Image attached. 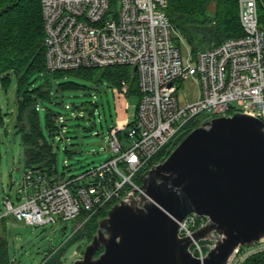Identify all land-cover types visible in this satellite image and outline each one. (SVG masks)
I'll use <instances>...</instances> for the list:
<instances>
[{
  "label": "built area",
  "instance_id": "obj_1",
  "mask_svg": "<svg viewBox=\"0 0 264 264\" xmlns=\"http://www.w3.org/2000/svg\"><path fill=\"white\" fill-rule=\"evenodd\" d=\"M41 5L49 72L136 67L141 96L134 119H120L111 128L109 148L114 155L108 161L69 179L26 169L16 200L4 198L6 215L31 226L80 218L68 242L102 210L131 194L146 195L142 175L164 161L153 163L196 119L203 123L243 112L264 121V24L259 0H239L241 37L197 55L187 45V56L176 44L187 43L168 19V0H41ZM186 80L199 85V96L181 106L179 84ZM129 92L124 83L119 97L128 98ZM207 222V217L189 214L178 223L179 236L192 241L190 251L200 259L208 249L195 233ZM259 253H264V241L239 249L231 264H242ZM81 256L82 249L73 255Z\"/></svg>",
  "mask_w": 264,
  "mask_h": 264
},
{
  "label": "water",
  "instance_id": "obj_2",
  "mask_svg": "<svg viewBox=\"0 0 264 264\" xmlns=\"http://www.w3.org/2000/svg\"><path fill=\"white\" fill-rule=\"evenodd\" d=\"M141 180L146 195L111 206L72 264H231L239 249L264 241L260 118L234 112L200 123L176 138L168 157ZM189 214L208 219L195 233L208 249L203 259L178 233L177 221Z\"/></svg>",
  "mask_w": 264,
  "mask_h": 264
},
{
  "label": "trees",
  "instance_id": "obj_3",
  "mask_svg": "<svg viewBox=\"0 0 264 264\" xmlns=\"http://www.w3.org/2000/svg\"><path fill=\"white\" fill-rule=\"evenodd\" d=\"M212 3L215 4V9L211 12ZM166 14L171 24L185 39L193 55L243 35L239 0H168ZM259 17L264 24V0H259ZM44 41L41 0H0V86L8 93L13 82H16L15 129L22 136L25 170L40 169L50 177L58 178L57 153L52 141L59 135V115L46 110L45 127L52 141L45 136L40 119V106L44 101L52 102L49 82L37 83L43 74L49 72ZM53 75L61 80L56 92L63 96L65 93H74L75 98L81 95L90 97L92 91L103 88L112 89L114 94L119 96L124 83L130 86L129 98L141 96L137 76L130 66L79 68L55 72ZM72 107L87 111L92 116L98 109V105L91 101L80 105L73 104ZM199 125L200 120L196 119L189 126L188 132ZM174 141L161 151L154 164L168 157V151ZM65 151L70 153L67 149ZM107 211L102 210L94 216L66 242V245L90 242L97 232L98 220L105 217ZM9 217L0 218V264H13L6 231V221ZM64 252L65 248L61 247L45 264H60ZM263 262L264 253H259L250 256L242 264Z\"/></svg>",
  "mask_w": 264,
  "mask_h": 264
},
{
  "label": "rangeland",
  "instance_id": "obj_4",
  "mask_svg": "<svg viewBox=\"0 0 264 264\" xmlns=\"http://www.w3.org/2000/svg\"><path fill=\"white\" fill-rule=\"evenodd\" d=\"M215 4L210 5L214 11ZM181 49L182 56L188 55V46L181 42L176 43ZM53 72L43 74L38 84L49 82L52 102L44 101L40 106L42 129L47 138L46 110L58 114L59 135L55 136L52 144L57 153L58 177L69 179L80 176L94 167L108 161L113 155L110 150V129L118 124L120 119L133 120L139 98L132 96L122 98L115 95L112 89L92 91L91 96L75 98L74 93H65V96L56 92L60 79L54 77ZM58 94V95H57ZM57 95V96H56ZM199 85L191 80L179 84L180 105L187 100L197 99ZM124 100V102L122 101ZM91 101L98 105L94 115L87 111L73 109V104L80 105ZM17 115L16 82H13L6 93L0 86V216L6 215L3 205L6 195L16 200L19 184L23 181L25 172L24 147L22 136L15 129ZM124 143V135L120 136ZM70 153H66L65 150ZM145 193V192H144ZM80 218L57 225L31 226L26 222L16 220L13 216L7 218L6 231L10 256L13 264H45L61 247L65 252L60 264H72L77 258L73 257L79 249L84 250L80 242L66 245V241ZM67 226L66 235L62 229Z\"/></svg>",
  "mask_w": 264,
  "mask_h": 264
},
{
  "label": "flooded vegetation",
  "instance_id": "obj_5",
  "mask_svg": "<svg viewBox=\"0 0 264 264\" xmlns=\"http://www.w3.org/2000/svg\"><path fill=\"white\" fill-rule=\"evenodd\" d=\"M189 129H190V128H186V129H185V130H184L179 136H181V135H183V134H185V133H188ZM179 136H178V137H179ZM178 137H177V138H178Z\"/></svg>",
  "mask_w": 264,
  "mask_h": 264
},
{
  "label": "bare ground",
  "instance_id": "obj_6",
  "mask_svg": "<svg viewBox=\"0 0 264 264\" xmlns=\"http://www.w3.org/2000/svg\"><path fill=\"white\" fill-rule=\"evenodd\" d=\"M168 19H169V18H168ZM217 45H219V44H217ZM217 45H213V47H214V46H217ZM148 198H149V197H148ZM149 200H151V199H149ZM151 201H152V200H151ZM5 216H8V215H5ZM1 217H3V216H0V218H1ZM177 222L179 223V221H177Z\"/></svg>",
  "mask_w": 264,
  "mask_h": 264
},
{
  "label": "crops",
  "instance_id": "obj_7",
  "mask_svg": "<svg viewBox=\"0 0 264 264\" xmlns=\"http://www.w3.org/2000/svg\"><path fill=\"white\" fill-rule=\"evenodd\" d=\"M195 100V99H194Z\"/></svg>",
  "mask_w": 264,
  "mask_h": 264
}]
</instances>
